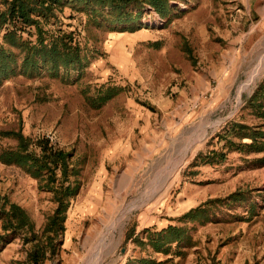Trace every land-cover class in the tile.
<instances>
[{"label":"rangeland","instance_id":"rangeland-1","mask_svg":"<svg viewBox=\"0 0 264 264\" xmlns=\"http://www.w3.org/2000/svg\"><path fill=\"white\" fill-rule=\"evenodd\" d=\"M141 5L128 31L66 6L42 23L44 36L72 35L83 70L46 67L0 85V154L22 136L37 154L45 145L70 153L67 176L79 187L54 253V184L0 160L1 205L34 224L14 235L0 221V264H32L40 245L43 264H264V151L222 138L231 123L261 121L247 104L264 81V0H171L176 10L164 17ZM3 33L0 44L23 59ZM19 37L38 39L35 28ZM196 209L204 212L186 217ZM171 226L184 229L183 241L157 244Z\"/></svg>","mask_w":264,"mask_h":264},{"label":"trees","instance_id":"trees-1","mask_svg":"<svg viewBox=\"0 0 264 264\" xmlns=\"http://www.w3.org/2000/svg\"><path fill=\"white\" fill-rule=\"evenodd\" d=\"M171 0H0V30L3 28V39L11 47H16L24 54L23 59L17 54L6 49L0 44V85L4 79L14 76L19 72L36 73L41 69L48 67L56 74L64 68L81 72L83 70V57L81 48L73 45V37L70 34L63 33L50 43L44 36L45 30L42 23H49L57 18L58 13L64 8L70 7L80 12L88 14L89 22L99 28H106L111 31L130 30L127 26L133 27L141 17V3L153 7L164 17L166 10L174 11L176 8L167 7ZM140 21V20H139ZM29 28H35L38 36L36 44L30 41L22 40L20 33L26 32ZM22 62V63H21ZM247 106L254 111V114L261 120L257 126L249 127L241 123H231L226 129V134L222 136L227 140V144L236 149L246 148L248 151H264V81L258 86L257 90L248 101ZM229 134L241 140L237 144L233 139H227ZM19 147L15 150H5L0 154V160L8 165H20L29 168V172L34 176L45 175L48 181L54 184L50 187V192L54 194V201L57 203V209L50 217V222L46 228L49 234L48 240L56 253V241L61 234L65 232L64 224L67 220V211L70 207V198H74L79 187L69 182L68 170L69 160L72 158L70 153L56 150L52 146L42 147L41 154L30 150V141L20 137ZM245 139H250V143H243ZM48 144V143H47ZM215 156L226 159L225 153ZM201 157V156H200ZM207 160L210 157H201ZM75 171L74 168H71ZM58 172L61 177L58 179ZM237 196V195H236ZM204 212V209L191 211L188 216H195L196 213ZM196 219V217L191 220ZM0 221L4 222L6 232L18 234L22 230H33L34 224L29 221L26 212L22 211L17 205H11L6 209V204L0 203ZM169 240L158 241L157 244L164 243L169 246L173 242L183 241L185 231L181 227L167 229ZM6 236L0 235V244L5 241ZM168 238V236H167ZM58 246V244H57ZM46 248L42 245L36 247L30 254L32 264H43L46 257Z\"/></svg>","mask_w":264,"mask_h":264},{"label":"bare ground","instance_id":"bare-ground-1","mask_svg":"<svg viewBox=\"0 0 264 264\" xmlns=\"http://www.w3.org/2000/svg\"><path fill=\"white\" fill-rule=\"evenodd\" d=\"M264 70V63L260 64V72ZM254 77V76H253ZM206 127L201 128V131L205 134L206 133ZM194 139H197L194 137ZM188 152V149H186L182 156L176 160L174 163H172L169 168L164 172L163 174V179L160 183V185H162V183L165 185L167 183V181L169 180V178L171 177V175L176 171L177 167L182 163L183 159L185 158L186 154ZM98 255H100V252H97Z\"/></svg>","mask_w":264,"mask_h":264}]
</instances>
